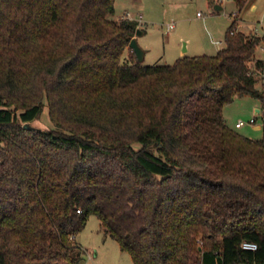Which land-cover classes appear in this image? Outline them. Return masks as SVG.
Wrapping results in <instances>:
<instances>
[{
    "label": "trees",
    "instance_id": "obj_1",
    "mask_svg": "<svg viewBox=\"0 0 264 264\" xmlns=\"http://www.w3.org/2000/svg\"><path fill=\"white\" fill-rule=\"evenodd\" d=\"M113 12L0 0V264H79L89 215L133 264H264V138L222 113L264 106V38L234 20L214 54L143 64ZM44 100L52 126L23 128Z\"/></svg>",
    "mask_w": 264,
    "mask_h": 264
},
{
    "label": "rangeland",
    "instance_id": "obj_2",
    "mask_svg": "<svg viewBox=\"0 0 264 264\" xmlns=\"http://www.w3.org/2000/svg\"><path fill=\"white\" fill-rule=\"evenodd\" d=\"M214 2L216 0H114L111 17L117 20L128 12L138 21V26L144 30L136 37L144 51L143 64H172L184 55L214 54L225 46V32L234 20L238 23V18L240 24L236 30L264 38V0H247L241 8L236 0L226 1L221 11H214ZM232 11H237L235 18ZM128 54L126 48L121 59L126 60ZM255 54L264 60V39ZM262 83L264 76L258 78L256 86ZM43 102L35 122L49 128L52 123L46 101ZM255 108L260 111L256 113ZM222 113L227 125L239 134L264 138V106L251 96L234 95L232 101L224 105ZM250 118H255V122L247 123ZM239 120L244 123L236 128L234 124ZM75 240L80 246L79 264H133L130 255L103 233L95 215L87 217L84 226L75 234Z\"/></svg>",
    "mask_w": 264,
    "mask_h": 264
},
{
    "label": "water",
    "instance_id": "obj_3",
    "mask_svg": "<svg viewBox=\"0 0 264 264\" xmlns=\"http://www.w3.org/2000/svg\"><path fill=\"white\" fill-rule=\"evenodd\" d=\"M213 9L214 11H220L222 8L220 6V4H213ZM143 32L140 29H136L135 35L130 39L129 43H128V47L134 52L135 57L137 59V61L141 62L144 58V51L140 48V46L137 43L136 37L141 35ZM258 111V109H256V112ZM36 118H34L31 121H27L24 122L22 124L23 128L28 129V130H43V129H48L47 127H43L41 125L36 124ZM201 247H199L200 249Z\"/></svg>",
    "mask_w": 264,
    "mask_h": 264
},
{
    "label": "built area",
    "instance_id": "obj_4",
    "mask_svg": "<svg viewBox=\"0 0 264 264\" xmlns=\"http://www.w3.org/2000/svg\"><path fill=\"white\" fill-rule=\"evenodd\" d=\"M216 1L219 2V3H223V2H226V1H232V0H216ZM233 1H235V0H233ZM236 13H237V11H232V12H231V14L233 15L234 18H235V16H236ZM197 15H201V14H200V13H197ZM121 18L132 19V18L129 16V13H128V12L123 13V15H121V17H120L119 19H121ZM137 22H138V21H137ZM235 29H236V27H235ZM215 42L219 43L220 41H215ZM254 122H255V118H250V119L248 120L247 123L252 124V123H254ZM243 123H244L243 121L239 120L238 122H236V123L234 124V126H235L236 128H238V127H240ZM263 137H264V132H263ZM77 211L79 212L80 210L77 209ZM241 246H242V248H245V249H255V248H256V244H255L254 242H248V241H243L242 244H241Z\"/></svg>",
    "mask_w": 264,
    "mask_h": 264
},
{
    "label": "crops",
    "instance_id": "obj_5",
    "mask_svg": "<svg viewBox=\"0 0 264 264\" xmlns=\"http://www.w3.org/2000/svg\"><path fill=\"white\" fill-rule=\"evenodd\" d=\"M215 3L220 4L221 8L223 9L222 3H219V2H217V1L214 2V4H215ZM222 9H221V10H222ZM221 10H220V11H221ZM239 19H240V18L237 19V22H238V23L236 24V26H238V25L240 24V23H239ZM237 29H238V28H237ZM238 30H239V29H238ZM255 56L258 57L256 54H255ZM258 58H260V57H258ZM261 59H262V58H261ZM262 60H263V59H262ZM263 63H264V60H263ZM263 71H264V69H263ZM256 109H258V108H255V112H256ZM259 111H260V110L258 109L257 112H259ZM257 112H256V113H257Z\"/></svg>",
    "mask_w": 264,
    "mask_h": 264
}]
</instances>
